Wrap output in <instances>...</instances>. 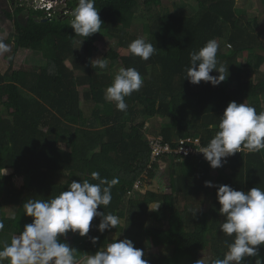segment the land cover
I'll list each match as a JSON object with an SVG mask.
<instances>
[{
	"label": "trees",
	"instance_id": "obj_1",
	"mask_svg": "<svg viewBox=\"0 0 264 264\" xmlns=\"http://www.w3.org/2000/svg\"><path fill=\"white\" fill-rule=\"evenodd\" d=\"M10 1L12 9L6 16L13 30L4 37L0 26V37L11 47L3 58L8 68L0 69V169L8 170L0 178V210L9 206L14 214H0L4 223L0 240L10 242L12 234L32 221L22 207L28 199H50L67 190L72 180L98 183L90 175L96 171L108 180L119 178L111 189L110 204L98 206V211L111 212L120 222L101 233L96 227L100 218L95 217L87 236L70 232L77 258L103 248L119 233L144 252L148 242L172 248L171 257L144 255L150 264H182L184 259L195 264L204 250L222 259L225 241L231 242L232 237L219 230L224 217L218 211L217 188L206 187L205 181L236 190L264 189V150L245 149L215 169L203 156L193 154L172 156L168 162L162 157L149 168L151 134L145 119L168 118L156 135L172 146L190 137H200L206 146L230 101L250 104L257 113L264 110V75L257 77L258 70L264 73V40L255 18L237 7V0H197L199 11L189 16L161 12L162 0H95L101 30L118 42L103 53L98 47L100 32L85 39L75 35L70 12L48 18L27 2ZM75 5L76 0H70L67 7L71 11ZM142 8L145 39L156 47L146 61L128 51L126 36ZM223 38L230 49L224 53L218 43L217 60L225 66V75L229 73L226 80L218 86L190 83L185 78L190 53L209 39ZM78 41L84 46H77ZM20 49L40 51L45 63L15 69ZM97 57L109 61V71L91 66L90 60ZM120 67H135L144 80L139 91L125 97L126 111L117 110L104 97L115 74L111 69ZM83 101L92 105L88 112ZM92 121L97 127H90ZM210 124L215 127L209 128ZM149 179L153 186L143 197L129 195L138 180ZM152 204H160L158 210L150 212ZM190 209L198 211L193 215ZM149 218L154 221L149 223ZM112 229L117 232L114 237ZM92 236L98 237L95 244ZM257 247L259 256L246 257L244 264H255L258 258L264 264V245Z\"/></svg>",
	"mask_w": 264,
	"mask_h": 264
},
{
	"label": "clouds",
	"instance_id": "obj_2",
	"mask_svg": "<svg viewBox=\"0 0 264 264\" xmlns=\"http://www.w3.org/2000/svg\"><path fill=\"white\" fill-rule=\"evenodd\" d=\"M60 5V2H55L52 9H58ZM70 17L69 25L77 36L85 39L101 32L103 21L95 7V0H76ZM218 49L217 40L209 39L203 47L190 53L189 64L185 67V78L190 83L198 85L204 81L218 86L226 80L229 73L225 75V66L218 63ZM128 51L146 61L155 54L156 47L141 36L128 44ZM10 52V45L0 37V55ZM90 63L94 69L102 71L109 67L106 58L97 57L91 59ZM213 70L218 75H212ZM143 83L135 67H120L104 91L105 100L115 103L117 110L126 111L128 105L125 97L139 91ZM213 127L215 125H209V128ZM242 149L249 153L264 150V110L257 113L250 104L233 100L220 116L214 137L198 151L215 169L222 167L228 157ZM7 173V168L0 169V178ZM90 175L98 183H91L88 179L72 180L67 190L50 199H28L24 202V214L31 217L32 221L26 223L22 231L12 234L10 242L0 240V264H4L5 260L8 264H150V261L142 258L145 255L143 249L134 247L129 238L115 239L79 259L76 256L77 249L70 246L66 239H61L69 232L87 236L95 217L100 218L96 227L101 233L116 228L120 222L117 215L98 211V206L110 204L111 189L119 182V178L108 180L96 171ZM205 186L217 188L218 211L224 217L219 230L232 237V240L225 241L227 251L222 259L209 256L206 260H197L195 264H244L246 257H258L257 246L264 245V189L252 187L247 191L236 190L227 184L215 185L212 181H205ZM159 205L150 209L158 210ZM198 209L190 211L195 215ZM3 229L4 223L0 221V231ZM90 240L95 244L98 237L92 236ZM255 264H262L261 259H256Z\"/></svg>",
	"mask_w": 264,
	"mask_h": 264
},
{
	"label": "rangeland",
	"instance_id": "obj_3",
	"mask_svg": "<svg viewBox=\"0 0 264 264\" xmlns=\"http://www.w3.org/2000/svg\"><path fill=\"white\" fill-rule=\"evenodd\" d=\"M142 1V0H139ZM200 4L197 0H162V6L158 10L161 12H172L178 15L183 16H189L194 15L199 11ZM237 7L242 8L249 14L251 18H255V27L260 34V38L264 40V2L263 0H237ZM12 9V2L10 0H0V26L2 28L1 35L4 37H7L9 33L13 30L11 21L8 20L6 16V11H10ZM21 16L25 18V14L23 13ZM138 21L135 22L128 30H127V37L128 40L131 42L132 40L136 39L137 37H144L146 38V33L144 32V24L146 19V13L145 10L142 8L140 13L138 14ZM218 43L221 45V50L224 53H227L230 49L227 40L225 38L219 39ZM118 45L117 39L111 37L107 34L105 30H101L100 32V38L98 42V47L101 52H107L110 48H114ZM77 46L83 47L84 44L78 41ZM242 56V55H240ZM4 54L0 55V69L4 72L7 70L8 66L3 61ZM242 60L244 61V57L242 56ZM45 63L44 56L40 51H32L27 49H20L15 57V64L14 68L19 69L20 67H29V66H40ZM69 65L73 67L74 63L70 60ZM109 67L107 70L109 71ZM114 72L117 71V69H112ZM111 70V71H112ZM102 71V70H101ZM79 74V72H77ZM263 71H257V77L263 76ZM232 86H234V83H230ZM84 88H81V92L83 93ZM262 100L264 103V95L262 96ZM83 107L88 112L90 107L92 106L89 103H86L85 101L82 102ZM0 111H2V108H0ZM91 112V111H90ZM147 120L148 129L147 132L151 134L152 136L156 135V133L159 130V127L162 123L168 122V118L164 119H158V118H152V119H145ZM90 127L95 128L97 127L95 121H92V124ZM169 158H163V161L168 162ZM169 166V165H168ZM169 167H167L166 174H169ZM213 175H216L217 173L215 171L212 172ZM153 186V183L151 180H146L143 183L138 186L137 189H135V192L132 196L141 198L144 195V189ZM147 190V189H146ZM158 204H152L150 208H155ZM152 212L153 210H149ZM2 212H5L8 215L14 214V208H11L9 206H5L0 210V214ZM153 218H149V223L153 222ZM117 232H113L115 234ZM71 236V234H69ZM115 236V235H114ZM120 234L118 233L117 237L118 239ZM61 239H66V242L72 246V243L68 242V237H61ZM171 247L167 244H164L160 247H154V245L151 244V242H148L146 245V252L145 255H165V256H171ZM209 256L213 257V252L211 250H204L201 251V261L206 260Z\"/></svg>",
	"mask_w": 264,
	"mask_h": 264
},
{
	"label": "built area",
	"instance_id": "obj_4",
	"mask_svg": "<svg viewBox=\"0 0 264 264\" xmlns=\"http://www.w3.org/2000/svg\"><path fill=\"white\" fill-rule=\"evenodd\" d=\"M23 2H27L31 7L36 10H41L45 14L46 17L51 18L54 14H67L70 12L69 8L67 7V0H22ZM55 2H60L61 5L58 9H52ZM149 147L151 150V157L149 168L157 162L160 158H170L172 156L180 157V155H201L202 153L198 151V149L202 146L200 137L194 138H180L178 141L175 142V145L172 146L171 143L165 142L164 138L161 135H154L149 136ZM245 149H242L243 152ZM237 152V153H241ZM204 157V156H203ZM143 183L142 181H137L134 185V188L129 191V195H133L135 189ZM120 239H124L120 237ZM119 239V240H120Z\"/></svg>",
	"mask_w": 264,
	"mask_h": 264
},
{
	"label": "crops",
	"instance_id": "obj_5",
	"mask_svg": "<svg viewBox=\"0 0 264 264\" xmlns=\"http://www.w3.org/2000/svg\"><path fill=\"white\" fill-rule=\"evenodd\" d=\"M111 70H112V69H111ZM112 71H113V70H112ZM113 72H114V71H113ZM212 172H213V171H212ZM212 172H211V173H212ZM215 172H216V171H215ZM216 173H217V172H216ZM216 175H217V174H216ZM216 175H214V176H216ZM146 189H147V188H146ZM146 189H144V191H145ZM112 230H113V232H116L114 229H112ZM113 232L110 234V235H111V237H114V234H113ZM69 234H71V233L69 232V233L67 234V237H68V242H70V243H71L72 234H71V236H69ZM119 237H122V238H124V237H123V235H120ZM154 247H155V246H154ZM171 249H172V248H171ZM145 252H146V251H145ZM145 252H144V253H145ZM172 253H173V252L171 251V256H172ZM162 255H163V254H162ZM171 256H170V257H171ZM168 257H169V256H168ZM78 259H79V258H78ZM182 264H190V263H188V262H187V259H184V261H183V263H182Z\"/></svg>",
	"mask_w": 264,
	"mask_h": 264
},
{
	"label": "water",
	"instance_id": "obj_6",
	"mask_svg": "<svg viewBox=\"0 0 264 264\" xmlns=\"http://www.w3.org/2000/svg\"><path fill=\"white\" fill-rule=\"evenodd\" d=\"M43 20L45 21V20H47V18H44Z\"/></svg>",
	"mask_w": 264,
	"mask_h": 264
},
{
	"label": "flooded vegetation",
	"instance_id": "obj_7",
	"mask_svg": "<svg viewBox=\"0 0 264 264\" xmlns=\"http://www.w3.org/2000/svg\"><path fill=\"white\" fill-rule=\"evenodd\" d=\"M70 14V13H69ZM69 14H67V15H69Z\"/></svg>",
	"mask_w": 264,
	"mask_h": 264
}]
</instances>
